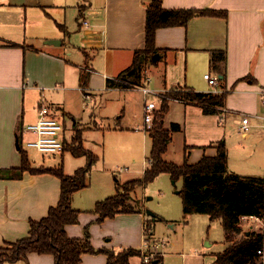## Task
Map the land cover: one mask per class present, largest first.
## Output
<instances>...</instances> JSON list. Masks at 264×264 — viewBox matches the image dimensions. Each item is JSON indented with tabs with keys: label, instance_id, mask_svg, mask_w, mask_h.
I'll use <instances>...</instances> for the list:
<instances>
[{
	"label": "crops",
	"instance_id": "crops-1",
	"mask_svg": "<svg viewBox=\"0 0 264 264\" xmlns=\"http://www.w3.org/2000/svg\"><path fill=\"white\" fill-rule=\"evenodd\" d=\"M150 2L0 0L1 245L7 246L28 237L30 223L43 219L58 204L61 193L60 179L50 173L24 171L17 178L1 176L3 172L21 166L18 144L20 141L24 151L23 139L27 135L23 128L36 121L37 107L43 101L63 118L64 129L69 122L72 135L77 131L80 134L91 130L106 131L95 120L100 105H97V96L102 99L106 95L114 94L112 97H115L135 89L141 91L139 88L109 86L107 81L127 69L134 52L144 47L146 9ZM162 7L193 10L194 14L185 25L156 30L155 47L164 57L154 66L143 67L139 87L148 88L153 83L148 89L159 92L176 88L200 93L226 92L223 110L217 114H204L201 107L182 101L168 102L163 127L169 130L171 124H177L179 130L170 133L163 160L176 165L184 161L195 164L204 156H216L217 144L223 141L228 172L264 180V123L260 119L264 116L261 102L264 93V0H162ZM205 10L221 15L199 13ZM214 52L224 55L218 63L219 71L211 69ZM158 71L164 74L160 76ZM214 76L217 87L208 83ZM85 104H90L89 112H86ZM244 115L249 116L247 132L240 129ZM134 128H122L118 123L107 131L126 136L123 140L126 143L115 147L132 152L125 161L134 164L135 168L137 164L141 178L148 163L145 166L137 161L140 140ZM138 133L142 134L144 146L148 133ZM24 152L33 168L62 167L65 174L72 175L83 167L78 165L72 172L66 171L63 156L68 152L60 155L59 166L38 165ZM67 157L83 158L70 153ZM254 157L257 162L253 164ZM252 166L257 173L248 170ZM122 170L129 171L128 168L119 171ZM102 178L96 181L87 178V186L72 194L70 205L79 215L77 223L65 226L67 237L84 238L87 231L95 250L133 248L141 253L155 252L162 257L161 264H218L216 255L221 252L205 251L211 244L203 246L202 229L192 240L184 239L185 228L190 227L188 220L196 214L183 215L181 212V217L177 210H172L169 202L166 206L167 202L163 201L164 209L150 216L145 206L151 198L139 199L135 195L138 206L132 213H120L98 222L95 204L114 195L111 181L105 174ZM243 220L259 229L264 223V217L262 222H254L249 217L241 218ZM177 222L182 223L184 240L170 239L171 235L175 237ZM147 223L153 234L151 245L145 243ZM156 235L157 239L154 238ZM158 239H161V246ZM155 244L157 247H153ZM106 263L104 253L81 256V264ZM15 264H54V259L51 255L29 253L26 259ZM130 264H143L142 256L132 257Z\"/></svg>",
	"mask_w": 264,
	"mask_h": 264
},
{
	"label": "trees",
	"instance_id": "trees-1",
	"mask_svg": "<svg viewBox=\"0 0 264 264\" xmlns=\"http://www.w3.org/2000/svg\"><path fill=\"white\" fill-rule=\"evenodd\" d=\"M202 15H221L214 11H201ZM193 10H168L162 7V0H151L146 9L145 42L141 50L134 52L131 65L122 71L116 81L108 80L109 86L116 85L124 88L139 86L141 72L144 66H154L164 57L155 47V32L158 28L185 25L193 16ZM223 53L214 52L211 57V69L219 71V62L223 60ZM167 95L171 99L201 107L204 114H217L223 107L226 92L200 93L188 88L169 90ZM168 100H162L160 107L154 113L152 127L147 131L151 139V150L148 165L141 178L117 185L116 193L103 201L97 202L94 212L99 215L98 222L105 218H113L120 213H132L133 208L126 206L128 192H135L136 187L152 182L159 174H167L173 183L182 180V187L176 191L182 200V213L206 214L209 220L219 221L224 231V242L227 247L216 255L218 264H248L255 262L257 250L262 247V234L249 233L246 238L237 240L241 233L240 221L243 217H264V180L258 177L240 176L228 172L227 154L224 142L217 144V154L214 157H202L195 164L184 161L181 165L165 162L163 154L170 133L179 130V125L171 124L169 130L163 127V118L168 110ZM76 134V136H74ZM75 132L71 139L64 138L62 154L68 152L74 157L85 156L87 164L78 168L72 175L64 173L59 168H33L27 155L21 150V166L2 173L7 178H17L24 171L31 173H50L57 176L61 183V193L58 204L51 208L47 215L38 222L30 223L28 237L13 244H0V264H15L26 259L29 253L51 255L54 264H81L83 254L104 253L106 264H130V259L142 256L141 251L126 248L119 251L95 250L89 242L88 232L84 238H69L65 233V226L77 223L79 212L70 205L74 192L87 186V175L95 157L93 153L83 147L80 134ZM61 154V155H62ZM128 189L126 192L125 189ZM145 234L151 233L150 224L145 227ZM162 257L155 255L148 263L161 264Z\"/></svg>",
	"mask_w": 264,
	"mask_h": 264
},
{
	"label": "rangeland",
	"instance_id": "rangeland-1",
	"mask_svg": "<svg viewBox=\"0 0 264 264\" xmlns=\"http://www.w3.org/2000/svg\"><path fill=\"white\" fill-rule=\"evenodd\" d=\"M148 67V66H147ZM158 74L161 76L164 73L159 72ZM153 83H150L148 88H151ZM155 91V90H153ZM114 95V94H113ZM110 96H104L102 99L97 96V105L99 107L97 108L98 112L97 118L95 119L97 123L101 125V128L106 131H86L81 132L77 131L83 144V147L93 153V156L95 157V160L93 161V164L91 166V169L89 171V174L87 175L88 180L96 181L99 177L102 178V176L105 174V176L108 177V179L111 181V186L113 188L112 193H116L117 185H122L124 181H132L135 179L140 178L138 175H140L141 170L137 171V164L136 168L134 164H131L129 161H125L128 159L129 155L132 152H129L128 150H118L119 148H116L115 146L118 144H124L126 141H123L126 139V136H118L115 135V133L111 131H107V129L110 127H115L116 125H122V128L131 129L134 127L142 126L143 125V112L141 111V108L144 106V102H150L153 101L157 104L158 99L155 96L148 95L146 98L143 96L142 92L135 89L131 91H126L123 93L116 94L115 97ZM112 97V98H111ZM86 99V98H85ZM90 97L86 100H89ZM170 102V101H169ZM86 105V104H85ZM160 107V105H158ZM86 112H89L91 110L90 104H87L85 106ZM101 116H105V118H102ZM86 121V120H85ZM92 124V122H91ZM152 127V126H151ZM170 128V127H169ZM66 130V139L70 140L72 136V128L67 122V125L65 126ZM135 134L139 137L140 144L138 149L136 150V153H138V163L139 164H146L148 163V158L150 155L151 150V140L148 136V134L145 137L144 140V146H143V140H142V134L138 133V131H134ZM76 136V134L74 135ZM32 135L27 134L26 138L23 139L24 143L31 139ZM20 140V139H19ZM173 146L175 147V157L178 155V148H177V141H175ZM25 147V146H24ZM26 148V149H25ZM24 151H26L29 155V158L39 164H50L51 166H59L61 165V158L60 156H54L49 154H43L37 152L33 148L25 147ZM143 148L144 153H143ZM67 154H64V162H65V169L68 172H72L74 168H76L78 165H83V167L87 164V159L85 156L83 158H70L67 157ZM66 159V160H65ZM86 160V163H85ZM254 162H257L256 158H253V164ZM35 164V165H37ZM128 168L129 171L120 169ZM142 168V167H141ZM140 168V169H141ZM256 171L253 173H257V169H255L254 166L252 168H249V171ZM261 178V177H258ZM131 179V180H130ZM118 181V182H117ZM173 181L170 179L169 175L167 174H159L155 179L147 183L145 185L138 186L135 189V192H128V195L126 196V206L128 208H136L138 206V202L136 201L135 195L140 199L141 197H147L151 198L150 200L146 201V208L145 211H150L151 213H156V211H162L164 209V202L166 206L168 205V202L172 206V210H177L179 212V216L182 217V200L180 195L176 193V191L180 190L182 187V180L179 179L176 183H172ZM126 183V182H125ZM128 189L126 188L124 192H126ZM127 194V192L125 193ZM171 198V199H169ZM184 215V214H183ZM180 217V219H181ZM187 216L183 217L184 221L187 222L186 219ZM189 222V229L185 228L184 231V239H190L192 240L193 237L196 236V234L199 232V230L202 229V232L204 233V243L203 246H206L208 244H211L210 248H205V251L207 253L210 252H222L225 249V242H224V231L221 223L218 221H210L208 215L206 214H196L192 215ZM193 220H198L197 222ZM182 221V220H181ZM182 223L177 222L178 227H176V234L174 236H170V239L174 241L178 240H184L183 239V230L181 229ZM241 226V233L236 237L237 240H241L246 238V234L249 233H262L263 229L256 228V225L251 224L248 221H240ZM251 224V225H250ZM172 231V230H171ZM153 237V234L146 233L145 234V243L150 244L152 241L150 240V237ZM157 239V235L154 237ZM163 239V238H162ZM161 246V239H158V241ZM152 244V243H151ZM150 244V245H151ZM163 251L166 250V248H162ZM161 250V249H160ZM149 253V252H148ZM157 256V253L152 252ZM8 264V263H6Z\"/></svg>",
	"mask_w": 264,
	"mask_h": 264
},
{
	"label": "built area",
	"instance_id": "built-area-1",
	"mask_svg": "<svg viewBox=\"0 0 264 264\" xmlns=\"http://www.w3.org/2000/svg\"><path fill=\"white\" fill-rule=\"evenodd\" d=\"M116 80V78H114ZM121 82L120 80H116ZM208 83L213 87H217V78L210 77ZM132 88H139L144 97L146 98L148 95H152L157 97L158 102L157 104L153 101L145 103L143 107V125L135 127L136 131L147 132L153 123L154 120V113L158 110V103L162 100L172 101L175 99H171L168 95V91H153L146 87H139V86H131ZM219 91L216 90L212 93H218ZM88 97V96H86ZM88 99V98H87ZM179 101V100H177ZM261 102L264 106V93L262 94ZM223 110V109H222ZM249 116L244 115L241 120V131L247 132L249 129L248 123ZM260 119L264 123V116L260 117ZM264 125V124H263ZM23 131L27 134H31L32 138L27 140L24 144L28 148H33L39 153L49 154L54 156H60L63 152L64 148V124L63 118L60 115H57L56 111L47 104H44L41 101L37 107V119L35 122L25 125ZM249 218L254 222H262V218L249 216ZM261 229L262 231V247L257 250V258L256 261L253 263L248 264H264V223H262ZM153 247H157V245H153ZM154 256L153 253L142 252V260L143 263H148L150 259Z\"/></svg>",
	"mask_w": 264,
	"mask_h": 264
},
{
	"label": "water",
	"instance_id": "water-1",
	"mask_svg": "<svg viewBox=\"0 0 264 264\" xmlns=\"http://www.w3.org/2000/svg\"><path fill=\"white\" fill-rule=\"evenodd\" d=\"M146 213H147L148 215H150V216H153V214H152L151 212H148V211H147Z\"/></svg>",
	"mask_w": 264,
	"mask_h": 264
}]
</instances>
